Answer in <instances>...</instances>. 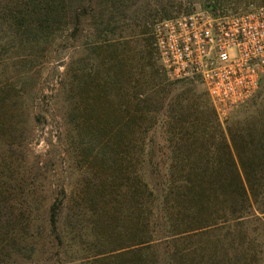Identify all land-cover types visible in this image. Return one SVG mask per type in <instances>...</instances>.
I'll return each instance as SVG.
<instances>
[{
	"label": "rangeland",
	"instance_id": "1",
	"mask_svg": "<svg viewBox=\"0 0 264 264\" xmlns=\"http://www.w3.org/2000/svg\"><path fill=\"white\" fill-rule=\"evenodd\" d=\"M12 3L13 0H0V91L7 106L6 112L0 114V264H134L131 260L136 255L118 259L109 252L120 248L124 251L139 239L137 200L129 206L125 197L121 198L122 204L109 197L106 217L96 214H102V210L77 216L70 209L72 200L78 198L80 184L93 179L94 170L97 171L86 164L75 142L76 127L69 122L71 102L65 95V74L70 64L80 82L75 94L79 109L83 98L81 80L88 70L94 77L91 87L95 97L102 88L95 79L98 71L108 68L117 73L119 82L107 99L121 112L129 103L130 93L152 86V72L164 89L152 93L148 101L159 112L156 126L147 135L159 137L164 151L170 149L166 130L161 126L165 116L211 120L214 113L226 131L236 124L243 127L244 118L260 108L262 99L256 97L253 103L217 112L199 81L173 80L165 74L153 45L147 48L152 68L143 71L142 55L146 50L142 39H150L153 24L166 19V14L180 16L209 10L208 0H122L116 22L102 36L98 35V22H94L98 18L93 16L98 14L100 3L92 0L94 12L90 16H80L77 26L66 25L75 28L73 33L64 30L49 41L38 43L16 36L14 28H9L11 22L4 17ZM220 3L222 6L214 12L264 6V0ZM102 39H109L115 46L105 47ZM115 49L119 68L112 65ZM104 102L98 100L101 106ZM60 199L65 202L59 215L58 240L48 224V215L51 204ZM117 208L122 210L118 214ZM255 215L258 219L250 216L243 225L231 221L193 239L154 247L152 252L157 254L168 248L174 254L180 250L193 264H264V215ZM130 247L139 249L136 245ZM16 248L21 249L19 254ZM97 253H108L104 254L108 258H96ZM173 261L179 264L178 259Z\"/></svg>",
	"mask_w": 264,
	"mask_h": 264
},
{
	"label": "trees",
	"instance_id": "2",
	"mask_svg": "<svg viewBox=\"0 0 264 264\" xmlns=\"http://www.w3.org/2000/svg\"><path fill=\"white\" fill-rule=\"evenodd\" d=\"M98 1V14L93 16L98 18L94 22H98V35L102 36L116 22L123 3L122 0ZM220 1L208 0L206 8L216 11L222 6ZM93 12L92 0H13L3 17L11 22L9 28H14L16 36L38 43L49 41L64 30L73 33L75 28L69 29L66 25L77 26L80 16L88 17ZM166 16L168 19L179 15ZM142 41L146 50L141 65L144 71V68H152L151 53L147 51L149 45L155 49L152 31L150 39ZM109 42L102 39L105 47L115 46ZM116 52L117 49L111 57L112 65L119 68ZM105 64L108 63L105 61ZM72 65L65 74L68 77L65 95L71 102L69 122L76 127L74 141L86 164L97 169L93 179L80 184L78 198L72 200L70 207L72 215L95 214L102 210V214H96L106 217L109 208L106 205L111 196L112 201L121 204V198L125 197L129 206L137 200L140 209L139 239L129 244L139 249L134 251L127 246L124 251L111 250V255L118 259L136 255L135 260H131L134 264H173L175 259L179 264H193L180 250L174 254L168 248L157 254L152 250L160 245L168 247L171 242L193 239L231 221L243 225L250 216L258 219L257 212L264 215V95L261 97L264 74L259 89L244 104L253 103L258 97L262 99V107L244 118L243 127L236 124L224 131L213 112L211 120H189L169 114L161 120L170 147L164 151L159 137L147 135L156 126L155 116L159 112L152 109L148 101L152 93L164 89L152 72L149 73L152 86L130 93L129 103L121 112L107 99L119 82L117 73L108 68L98 71L95 79L102 88L95 97L91 87L94 77L88 70L81 80L79 90L83 91L80 92L83 98L79 109L75 94L80 82ZM0 92V114H4L7 106L3 103V91ZM99 99L105 100L103 106L98 104ZM64 202L65 199L55 200L49 207L48 224L58 240L61 239L59 215ZM120 208L115 213L121 212ZM20 252L21 249L16 248V253ZM104 254L108 253H97L95 257L107 259L108 255Z\"/></svg>",
	"mask_w": 264,
	"mask_h": 264
},
{
	"label": "built area",
	"instance_id": "3",
	"mask_svg": "<svg viewBox=\"0 0 264 264\" xmlns=\"http://www.w3.org/2000/svg\"><path fill=\"white\" fill-rule=\"evenodd\" d=\"M161 67L173 80L199 81L217 112L246 103L264 74V6L199 10L153 24Z\"/></svg>",
	"mask_w": 264,
	"mask_h": 264
}]
</instances>
